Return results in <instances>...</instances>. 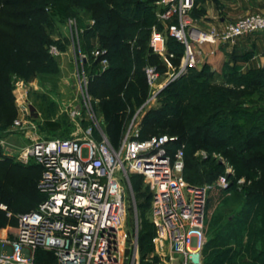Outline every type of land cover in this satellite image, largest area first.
<instances>
[{
    "label": "rangeland",
    "instance_id": "1",
    "mask_svg": "<svg viewBox=\"0 0 264 264\" xmlns=\"http://www.w3.org/2000/svg\"><path fill=\"white\" fill-rule=\"evenodd\" d=\"M200 1L195 0L192 18ZM32 2L50 14L53 26L48 30L47 46H55L59 54L50 56L46 65L36 70L32 80H37L38 91H27L23 87V80L14 76L9 78L11 111L0 110V240H14L16 217L34 208L33 200L24 195L17 197L14 187H19L24 193H33L34 190L38 197L36 184L40 168L32 159L26 163L19 161V154L34 139L78 138L80 133L68 117V105L75 99L74 73L76 67H80V55L84 54L89 59L94 49H104L108 31L113 26L126 27V43L130 52V62L123 68L119 87L127 110L126 127L135 120L140 128L145 117L150 120L165 112L169 120L161 134L184 138L190 126L200 128L203 135L206 128H203L204 122L214 116L212 114L217 109L216 119L229 125L238 124L243 136L252 126H257L264 136V63L258 62L264 55V48L254 52L256 58L252 57L251 60V51L240 53L242 65L228 66L221 74L213 73L209 68L207 74L208 80L211 77L207 83L211 84L232 87L255 82L259 88L252 96L232 99L223 93L210 94L205 91L203 72L207 73V70L203 71V67L215 49L206 51L204 47L216 48L207 43L193 48L197 60L195 67L182 69L185 71L181 77H178L182 72L179 68L165 67L156 85L149 87L142 76L146 57L136 55L133 49V41L137 38L147 40L148 27L156 20L157 10L146 0H45L43 5ZM13 12L4 4V0H0V33L11 34ZM105 15L109 17V25L104 30H96V22L104 19ZM70 19L76 21V29L68 26ZM247 38L264 42V34L245 36L239 41ZM247 61L252 62L247 66ZM108 67L120 68V64L111 61ZM85 68L88 75L89 68ZM171 83L174 87L169 90L167 86ZM93 91L94 110L100 115L96 96L103 90L98 88ZM210 104L212 108L208 107ZM21 106L27 108L26 116L22 115ZM236 111L240 112L239 115L231 117ZM16 119H24L26 123L23 127H17L14 125ZM211 121L208 126L218 135L222 136V133L224 136L230 132L229 128L219 129L217 123ZM237 140L235 136L232 143H237ZM215 143L213 137H206L205 143L194 154H190L183 144L185 181L190 186L209 187L205 198L206 243L201 252L202 264H264V202L252 207L247 198V192L253 186L250 180L256 183L255 193L264 189V172L258 165L250 164L240 173L242 176L239 179L244 183L242 190L237 191L235 178L238 171L224 156L225 149L216 147ZM256 153L264 155V146L250 149L245 156L247 158ZM255 168L258 170L255 171ZM226 171L230 185L227 190H221L216 187V182ZM126 199L125 256L129 260L126 264H176V258L169 252L166 231L160 220L152 215L149 193L142 178H130ZM1 246L0 243V252H6ZM33 258L35 264H55L50 252L35 251Z\"/></svg>",
    "mask_w": 264,
    "mask_h": 264
},
{
    "label": "built area",
    "instance_id": "2",
    "mask_svg": "<svg viewBox=\"0 0 264 264\" xmlns=\"http://www.w3.org/2000/svg\"><path fill=\"white\" fill-rule=\"evenodd\" d=\"M146 1L157 10L148 50L171 67L169 59L174 54L168 52L167 41L178 42L183 46L179 71L197 65L193 49L196 45L234 44L239 38L264 34V11L203 32L194 26L191 17L195 0ZM68 26L76 29V21L70 19ZM48 53L59 54L55 46H50ZM106 54L100 48L91 52L100 72L109 64ZM79 61L80 67L74 73L75 99L68 105V117L80 134L74 139H34L19 154V161L32 159L41 168L37 190L42 200L33 210L16 217L14 240H0L2 250H7L0 252V264H35L37 250L51 252L56 264H126V189L132 176L143 179L152 215L166 231L169 252L176 264H202L209 187L190 186L185 181L183 143L166 134L140 140L139 127L132 120L114 149L88 92L91 78L84 71L87 59L80 55ZM143 72L148 86L154 87L160 78L157 67L146 65ZM22 84L27 91L39 90L35 79ZM20 108L26 116L27 108ZM25 123L24 119L14 121L17 127ZM243 183L241 179L236 181L237 191L242 190ZM229 185L226 171L216 187L227 190Z\"/></svg>",
    "mask_w": 264,
    "mask_h": 264
},
{
    "label": "trees",
    "instance_id": "3",
    "mask_svg": "<svg viewBox=\"0 0 264 264\" xmlns=\"http://www.w3.org/2000/svg\"><path fill=\"white\" fill-rule=\"evenodd\" d=\"M32 1L40 5H43L45 2V0H4V4L12 8L14 12L12 14L13 22L10 28L11 34L4 35L0 33V110L11 111L9 105V78L14 76L23 81H30L35 77L36 70L46 65L51 58L48 53L50 46H47L48 30L53 26L51 16L43 7L34 5ZM146 2L150 4L148 1ZM155 22L156 21L148 27L149 32L151 26ZM108 25L109 17L105 15L104 19H100L96 22L95 29L104 30ZM126 34V27L122 25L111 27L108 31L105 45L103 46L107 52L106 57L109 64L111 61H117L120 64V68L108 67L103 72H100L97 68V64L93 63L92 56H90V60L86 56L88 64L85 65V67L89 68L88 72L90 73L88 76L91 78L88 86L89 94L94 96L93 90H97L98 88L103 90L100 94H97L96 98L98 100L99 113L103 118V131L109 144L114 149L118 148L126 128L127 110L124 99L119 92V87L122 84L123 68L127 67L130 62V52L126 43ZM148 37L147 40L137 38L133 41L135 54L143 57L145 56L146 65L156 66L159 73H163L165 71V66L162 61H160L158 56L153 55L148 50ZM177 47L179 48L178 50H176ZM167 49L168 52L174 54V57L169 59L171 67L178 68L183 55V46L172 39H168ZM204 70H207V73L203 72V79L206 81L205 91L210 94L223 93L232 99H240L242 97L254 95L259 88L258 84L252 81L247 84L235 85L232 87L207 83L211 78L210 77L209 80L207 78L210 69L208 66H204L203 71ZM142 76L146 83L144 72H142ZM210 76H212V74ZM173 87V83L167 86L169 90ZM208 107L212 108L213 105L210 104ZM215 111V114H212L214 116L208 117L204 122L203 128L206 127V130L203 129V135L200 128H190V126H188V132L184 138H179L180 142L187 146L190 154H194L199 150L201 144L205 143L206 137H213L214 140H216V147L225 149L223 151L224 156L229 163L237 169L238 173L236 176L237 178H235L236 180L242 176L240 173L247 169L250 164L253 166L258 165L259 169L264 172V155L256 153L247 158L245 156L250 149L264 146L262 131L257 129V126H252L243 136L242 128L238 124L232 123L229 125L226 122L218 121L216 118L219 111L217 109ZM239 113V111L233 112V116L231 117L239 115ZM219 117H221V114H219ZM168 118L169 116L165 112L159 116H154V118L150 120L145 117L140 124L139 139L146 140L152 136L163 135L160 132L164 129L165 124L169 120ZM210 119L217 123L219 129L224 130L229 128L230 132L227 135L224 134V136L222 133V136L218 135L217 132L209 128L208 125L212 123ZM224 119H226L225 116ZM235 136L239 141L237 140L238 142L234 144L232 143V139ZM254 170L256 171L258 169L255 168ZM40 176L41 168L39 178ZM133 177L141 178L139 176H132L131 178ZM250 184L253 186L247 192V198L249 197L250 199L248 203H250L252 207H257L261 202H264V189H260L255 193L254 187H256V183L250 180ZM14 191L18 193L17 197L24 195L32 199L34 208L42 200L37 186L36 192L38 197L34 194V190L33 193H24L22 190H19V187H14ZM37 251L42 252L43 250ZM42 260L45 261L48 259L42 258ZM48 262L50 261H47V263Z\"/></svg>",
    "mask_w": 264,
    "mask_h": 264
},
{
    "label": "crops",
    "instance_id": "4",
    "mask_svg": "<svg viewBox=\"0 0 264 264\" xmlns=\"http://www.w3.org/2000/svg\"><path fill=\"white\" fill-rule=\"evenodd\" d=\"M263 11L264 0H201L193 11L194 26L203 32H209L225 23L234 22L249 13L254 14ZM211 48L215 49V54L205 61V65L213 73L221 74L220 72L228 66L242 65L239 60L242 52L249 53L251 51L250 60L252 57L253 59L256 58L253 54L264 48V42L255 38H247L242 42L238 39L234 44H218L216 48L208 45L204 47L206 51ZM247 62L246 65L248 66L252 61ZM258 62L264 63V55L259 58ZM162 63L165 67H169L166 61L163 60ZM97 68L99 70L98 65ZM98 117L103 121L101 115Z\"/></svg>",
    "mask_w": 264,
    "mask_h": 264
},
{
    "label": "water",
    "instance_id": "5",
    "mask_svg": "<svg viewBox=\"0 0 264 264\" xmlns=\"http://www.w3.org/2000/svg\"><path fill=\"white\" fill-rule=\"evenodd\" d=\"M183 69H185V68H183ZM184 71H185V70H182V72H180V74L178 75V77H181V76L183 75ZM178 77H177V78H178Z\"/></svg>",
    "mask_w": 264,
    "mask_h": 264
}]
</instances>
